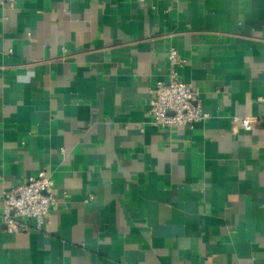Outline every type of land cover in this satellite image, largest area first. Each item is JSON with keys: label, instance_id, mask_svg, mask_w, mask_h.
<instances>
[{"label": "crops", "instance_id": "1", "mask_svg": "<svg viewBox=\"0 0 264 264\" xmlns=\"http://www.w3.org/2000/svg\"><path fill=\"white\" fill-rule=\"evenodd\" d=\"M172 48L209 117L158 129ZM41 170L52 223L0 199V264H264V0L0 7V196Z\"/></svg>", "mask_w": 264, "mask_h": 264}, {"label": "built area", "instance_id": "2", "mask_svg": "<svg viewBox=\"0 0 264 264\" xmlns=\"http://www.w3.org/2000/svg\"><path fill=\"white\" fill-rule=\"evenodd\" d=\"M16 0H0V7L14 6ZM172 67L170 79L157 81L151 89L149 102L151 124L158 129H171L178 126L193 127L209 117L199 99V90L193 83L178 79L176 67L185 63L175 48L169 53ZM244 129L251 130L254 120L251 117H234ZM54 180L45 170L30 176L24 183L4 189L0 199L4 205L3 223L11 231L28 229L26 221L34 219L38 228L49 226Z\"/></svg>", "mask_w": 264, "mask_h": 264}]
</instances>
